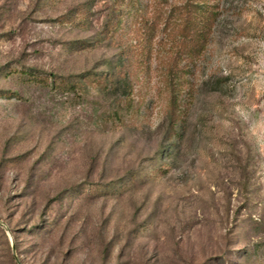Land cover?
Returning a JSON list of instances; mask_svg holds the SVG:
<instances>
[{
  "label": "rangeland",
  "instance_id": "rangeland-1",
  "mask_svg": "<svg viewBox=\"0 0 264 264\" xmlns=\"http://www.w3.org/2000/svg\"><path fill=\"white\" fill-rule=\"evenodd\" d=\"M191 3L0 0V264H264V0Z\"/></svg>",
  "mask_w": 264,
  "mask_h": 264
},
{
  "label": "trees",
  "instance_id": "trees-1",
  "mask_svg": "<svg viewBox=\"0 0 264 264\" xmlns=\"http://www.w3.org/2000/svg\"><path fill=\"white\" fill-rule=\"evenodd\" d=\"M122 1L124 2L126 0H121V2ZM191 1L192 3L188 8L192 6V9L189 11L188 16L183 20H180L184 24L174 26L173 30L175 29L183 39L182 43H184V48L187 49L188 57H190L191 59H195L200 56L206 48L208 41L211 38L213 28L217 20V15L213 11V8L210 7L209 0ZM134 3L136 4V2ZM132 11H134L132 10V8L131 11H123L122 7L119 8V12L129 15H132ZM120 17L121 16H119V23L121 22L120 19H122ZM169 78L170 82L172 81V84H175V81H177V79L179 78V73L171 70L169 71ZM108 80H111V83L109 85H112L114 92L116 91L117 93L120 91V89H123L124 92L120 93V101L128 102L133 93L131 78L125 75L120 77H112ZM176 84L174 86L177 88ZM219 85L220 84L217 83L216 86L219 87ZM177 92L178 91L175 90V95L178 94ZM176 98L178 97L176 96Z\"/></svg>",
  "mask_w": 264,
  "mask_h": 264
},
{
  "label": "water",
  "instance_id": "water-1",
  "mask_svg": "<svg viewBox=\"0 0 264 264\" xmlns=\"http://www.w3.org/2000/svg\"><path fill=\"white\" fill-rule=\"evenodd\" d=\"M0 225H2L3 227H5V229H7L8 230V227L5 225V224H3V223H0ZM20 264V263H19Z\"/></svg>",
  "mask_w": 264,
  "mask_h": 264
}]
</instances>
